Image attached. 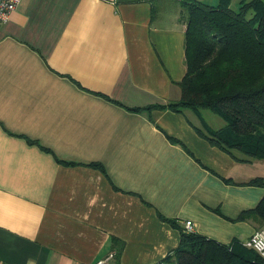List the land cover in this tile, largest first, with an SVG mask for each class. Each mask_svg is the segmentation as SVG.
I'll return each mask as SVG.
<instances>
[{
	"label": "crops",
	"instance_id": "1",
	"mask_svg": "<svg viewBox=\"0 0 264 264\" xmlns=\"http://www.w3.org/2000/svg\"><path fill=\"white\" fill-rule=\"evenodd\" d=\"M183 1L22 0L0 23L1 264H161L181 243L163 216L227 244L261 226L239 217L264 158L191 109H129L181 97Z\"/></svg>",
	"mask_w": 264,
	"mask_h": 264
},
{
	"label": "trees",
	"instance_id": "2",
	"mask_svg": "<svg viewBox=\"0 0 264 264\" xmlns=\"http://www.w3.org/2000/svg\"><path fill=\"white\" fill-rule=\"evenodd\" d=\"M231 4L232 0H219L216 5L200 0L183 1L187 71L178 82L181 97L129 109L168 108L177 112L191 109L200 119L195 129L211 144L241 160L262 159L264 0H242L239 10ZM205 109L221 116L225 126L211 128L201 116ZM250 184L264 186V179L255 178ZM163 219L180 229L181 243L161 264H264L257 250L238 240L221 243L201 233L186 231L174 219L165 216ZM239 219H257L264 225V197L256 208L243 212Z\"/></svg>",
	"mask_w": 264,
	"mask_h": 264
},
{
	"label": "built area",
	"instance_id": "3",
	"mask_svg": "<svg viewBox=\"0 0 264 264\" xmlns=\"http://www.w3.org/2000/svg\"><path fill=\"white\" fill-rule=\"evenodd\" d=\"M21 1L22 0H0V23L9 20L12 12L16 10ZM185 227L186 231L194 232L193 222L191 220L185 222ZM244 244L257 250L264 258V225L258 227ZM113 259H115V254L111 252L106 257L97 259L94 264H118Z\"/></svg>",
	"mask_w": 264,
	"mask_h": 264
},
{
	"label": "rangeland",
	"instance_id": "4",
	"mask_svg": "<svg viewBox=\"0 0 264 264\" xmlns=\"http://www.w3.org/2000/svg\"><path fill=\"white\" fill-rule=\"evenodd\" d=\"M241 1L242 0H232V8H234L235 10H239L240 8V5H241ZM249 1V0H247ZM203 116L204 118L211 124V128L212 127H223L225 126V121L224 119L217 115L215 112L211 111V110H208V109H205L203 110ZM193 116V115H191ZM193 118H195V116H193Z\"/></svg>",
	"mask_w": 264,
	"mask_h": 264
}]
</instances>
